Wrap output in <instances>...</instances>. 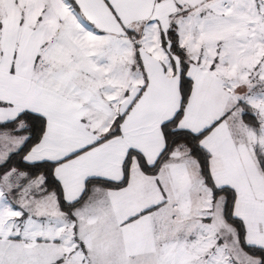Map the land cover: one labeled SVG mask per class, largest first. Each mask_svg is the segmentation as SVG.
Listing matches in <instances>:
<instances>
[{
	"label": "snow or ice",
	"instance_id": "obj_1",
	"mask_svg": "<svg viewBox=\"0 0 264 264\" xmlns=\"http://www.w3.org/2000/svg\"><path fill=\"white\" fill-rule=\"evenodd\" d=\"M0 264H264V0H0Z\"/></svg>",
	"mask_w": 264,
	"mask_h": 264
}]
</instances>
